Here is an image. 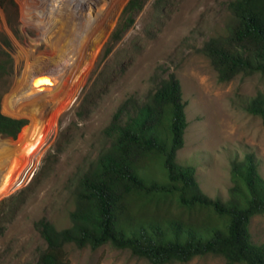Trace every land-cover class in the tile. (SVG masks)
Here are the masks:
<instances>
[{
	"label": "rangeland",
	"instance_id": "374dc122",
	"mask_svg": "<svg viewBox=\"0 0 264 264\" xmlns=\"http://www.w3.org/2000/svg\"><path fill=\"white\" fill-rule=\"evenodd\" d=\"M128 1L114 2L88 51L90 67L72 101L61 109L48 107L46 123L55 129L29 165L30 151L25 144L41 132L42 114L28 107L12 110L19 111V116L9 114L6 98L17 90L21 77L26 78V85L31 76L48 70L39 61L56 57L61 46L49 32L23 19L20 0H6V10L0 8V64L4 66L0 71V111L27 120L24 128L32 120L31 130L20 141L22 131L16 139L0 135V159L11 155L7 158L10 174L0 190V264L36 261L44 247L34 227L40 218L58 228L70 225L74 175L106 144L102 130L116 108L132 95L144 96L170 75L180 81L188 122L177 161L195 166L201 190L210 198L227 199L231 162L246 154L255 156L264 178V124L246 110L251 98L264 95V75H239L220 82L203 51L212 38L226 33L231 0H148L122 39L108 43ZM55 21L53 18L51 25ZM107 47H112L111 52L104 56ZM24 52L29 55L27 60ZM69 85L75 88L74 83ZM65 96L59 95V102ZM250 231L255 243H264V215L252 218ZM66 251L71 264H152L110 245L96 250L68 246ZM171 264L227 263L223 257L205 255Z\"/></svg>",
	"mask_w": 264,
	"mask_h": 264
},
{
	"label": "trees",
	"instance_id": "16d2710c",
	"mask_svg": "<svg viewBox=\"0 0 264 264\" xmlns=\"http://www.w3.org/2000/svg\"><path fill=\"white\" fill-rule=\"evenodd\" d=\"M147 1L127 2L108 43L122 39ZM0 8L6 10V0H0ZM227 8L226 33L203 49L219 81L264 75V0H231ZM185 108L174 75L116 108L102 130L106 144L74 175L70 225L58 228L45 217L34 223L44 247L33 264H71L68 246L96 250L104 245L152 264L205 255L223 257L227 264H264V243H255L250 231L252 218L264 215V178L255 156L232 160L227 199L208 197L195 166L177 161L188 126ZM246 110L264 124V95L251 98ZM29 120L24 128L27 120L0 111V135L16 139L22 131L20 141L31 130Z\"/></svg>",
	"mask_w": 264,
	"mask_h": 264
},
{
	"label": "bare ground",
	"instance_id": "6f19581e",
	"mask_svg": "<svg viewBox=\"0 0 264 264\" xmlns=\"http://www.w3.org/2000/svg\"><path fill=\"white\" fill-rule=\"evenodd\" d=\"M20 1L23 6V19L29 25L50 33L61 46L56 57H42L39 61L40 65L49 67L48 70L31 76L26 85V78L21 77L17 90L6 98L9 114L19 116V111L15 113L12 110L26 107L39 110L42 114L41 132L31 137V143L25 144V148L30 151L29 165L44 150L55 129L46 123L48 107L54 110L64 108L74 98L90 67L88 51L97 40L98 32L111 14L116 0H34L33 3H28V0ZM76 11L80 14L76 15ZM53 18H56L55 25H51ZM24 54L27 60L29 55L25 52ZM71 83H74L73 90L69 88ZM62 93L66 96L63 102H59V95ZM21 151L20 149L18 153ZM10 156L0 159V190L7 181L10 168L7 158ZM13 167L16 168L15 165Z\"/></svg>",
	"mask_w": 264,
	"mask_h": 264
}]
</instances>
